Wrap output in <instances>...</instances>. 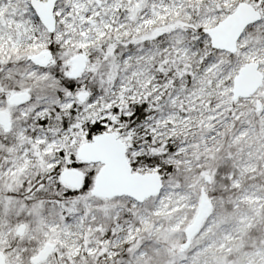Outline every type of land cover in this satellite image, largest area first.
I'll return each instance as SVG.
<instances>
[{
    "label": "snow or ice",
    "instance_id": "6c2138e0",
    "mask_svg": "<svg viewBox=\"0 0 264 264\" xmlns=\"http://www.w3.org/2000/svg\"><path fill=\"white\" fill-rule=\"evenodd\" d=\"M0 264H264V0H0Z\"/></svg>",
    "mask_w": 264,
    "mask_h": 264
}]
</instances>
